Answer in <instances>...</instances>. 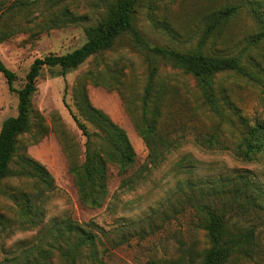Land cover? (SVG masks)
<instances>
[{
    "label": "rangeland",
    "instance_id": "obj_1",
    "mask_svg": "<svg viewBox=\"0 0 264 264\" xmlns=\"http://www.w3.org/2000/svg\"><path fill=\"white\" fill-rule=\"evenodd\" d=\"M14 1L0 0V6ZM32 1L38 5L33 6L29 17L23 18L16 35L0 43V58L17 74L16 88L24 85L36 58L64 55L81 47L87 40L85 26L100 21L108 5V0H62L51 9L45 5L46 0ZM64 6L76 16V23L44 29L47 19ZM252 6H258V24ZM228 7L237 10L226 22L221 36L209 38L207 52L218 56L244 53L264 67V43L258 48H250L252 39L261 31L259 18L264 21V0H143L135 24L151 45L186 51L199 45L207 19ZM128 38L119 40L110 51L88 56L75 68L57 66L42 70L32 101L49 130L36 142L32 136L21 137L19 154L45 165L55 179V188L39 198L42 201L38 214L42 217L41 224L21 230L18 223H13L17 210L15 200L4 190L13 194L22 184L26 192H34L32 182L13 178L0 185V216L3 215L0 218V264H24L29 252L35 256L38 247L48 249L49 244L54 243V224L63 228L69 221L97 236L95 247L84 249L80 264H149L151 261L190 264L193 256L197 262L196 255L209 244L192 211L177 215L171 211L180 184L189 177L197 178L202 174H225L237 169H248L257 174L263 170V163L242 162L229 149H208L196 142L197 136L212 131L217 119L209 118L198 107V91L191 90L195 83L189 79L191 92L185 97L186 101H174L165 110V129L179 143L168 155V160L152 168L146 180L131 189L121 187L123 177L116 167H111L104 205L92 208L82 204L70 166L71 156L83 158L86 137L64 97L77 112L73 106V87L88 70L104 69L109 62L111 68L122 75L124 72L121 88L114 83L109 86L90 83L89 97L94 106L106 111L127 131L137 152V163L131 172L141 170L148 162L149 152L136 130L135 117L141 110L150 55ZM164 72L170 74L172 70L167 67ZM218 80L229 88L232 101L244 115L252 116L258 112L264 117L259 88L233 73L222 74ZM18 102L17 92L11 91L5 76L0 75V130L5 119L17 115ZM228 128L229 125L223 126L225 132ZM188 153L206 164L192 171H178L174 165ZM19 160L17 157L12 162L13 169L21 165ZM57 241L65 242L63 237ZM60 262L65 264L61 259ZM230 264H264V259L235 258Z\"/></svg>",
    "mask_w": 264,
    "mask_h": 264
},
{
    "label": "trees",
    "instance_id": "obj_2",
    "mask_svg": "<svg viewBox=\"0 0 264 264\" xmlns=\"http://www.w3.org/2000/svg\"><path fill=\"white\" fill-rule=\"evenodd\" d=\"M61 1L46 0L45 5L52 9ZM142 2L108 0L103 18L85 26L86 42L64 55L36 58L21 88L15 87L17 74L0 58V75L5 76L10 90L17 92L19 99L17 115L5 119L0 130V185L13 178L26 179L32 182L34 191L26 192L22 184L17 187L21 189L13 194L4 190L17 205L13 223H18V229L21 230L39 226L42 218L38 216L42 202L39 198L55 188V179L45 165L30 156L19 154L21 137L29 135L36 142L49 130L44 117L34 109L32 101L38 90L37 82L42 70L57 66L75 68L88 56L110 51L119 40L129 36L128 40L150 55L147 57V79L141 110L135 117L136 130L149 152L148 162L141 170L131 172L137 163V152L127 131L106 111L94 106L89 97L90 83L104 86L114 83L117 88H121L124 85V72L122 75V72L114 70L109 62L104 69L88 70L73 87V106L77 112L64 97V102L86 137L83 158L71 156L70 166L81 203L92 208L104 205L111 167H116L118 174L123 177L121 187L131 189L142 184L152 168L168 160V155L178 148L179 143L165 129V110L174 101H186L185 97L191 92L188 80L192 79L195 84L191 90L198 91V107L209 118L217 119L212 131L197 136L196 142L208 149H229L242 162L263 163V170L257 174L248 169L230 170L225 174H202L197 178L189 177L180 184L171 211L175 215L192 211L199 228L205 231L209 244L196 255L197 262L192 255L189 263L230 264L235 258L248 261L264 259V117L258 112L252 116L244 115L232 101L229 88L218 80L222 74H237L261 90L264 107V67L244 53L218 56L206 50L209 38L221 36L226 22L237 9L228 7L207 19L199 45L184 51L150 44L135 24ZM34 5L38 3L15 0L10 5L0 6V43L16 35L17 28L23 18L31 15ZM251 9L258 24V6H252ZM259 19L261 31L252 39L251 49L264 43V21ZM76 21V16L64 6L47 19L44 29L59 28ZM167 67L172 73L164 72ZM225 125H229L227 132L223 129ZM227 142L231 144H225ZM17 157L21 165L15 170L12 162ZM205 164L188 153L174 166L183 172ZM53 227L56 232L54 243H50L48 249L38 247L35 256L29 252L24 264H61L60 259L65 264H80L84 249L96 245L97 236L93 232L71 221L63 228L58 224ZM61 237L65 242L57 241ZM191 252L194 253V250ZM149 264L162 262L151 261Z\"/></svg>",
    "mask_w": 264,
    "mask_h": 264
}]
</instances>
